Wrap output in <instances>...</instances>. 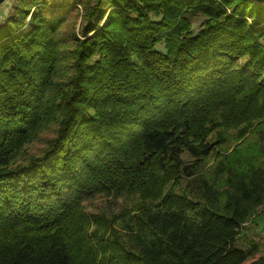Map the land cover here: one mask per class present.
<instances>
[{
	"label": "trees",
	"instance_id": "1",
	"mask_svg": "<svg viewBox=\"0 0 264 264\" xmlns=\"http://www.w3.org/2000/svg\"><path fill=\"white\" fill-rule=\"evenodd\" d=\"M13 14L0 264H264L236 244L264 204V3L16 0Z\"/></svg>",
	"mask_w": 264,
	"mask_h": 264
},
{
	"label": "rangeland",
	"instance_id": "2",
	"mask_svg": "<svg viewBox=\"0 0 264 264\" xmlns=\"http://www.w3.org/2000/svg\"><path fill=\"white\" fill-rule=\"evenodd\" d=\"M16 4V0H12L10 5L4 14V16L0 17V26L4 24V22L13 14V8ZM18 16V15H16ZM203 17L201 16H194L190 18L191 28L193 33H195L201 25ZM81 22V7H78V17L74 20V33L78 35V28ZM183 158L185 160H189L188 156L184 155ZM103 201H94L89 210L94 211L97 210L100 206L103 207ZM252 241L258 244L259 248L257 253L248 261H254L260 256H264V204L261 205L254 213L252 217H250L247 222L241 227L239 230L238 240L236 242L237 246L240 248L245 249L247 247L246 242Z\"/></svg>",
	"mask_w": 264,
	"mask_h": 264
},
{
	"label": "water",
	"instance_id": "3",
	"mask_svg": "<svg viewBox=\"0 0 264 264\" xmlns=\"http://www.w3.org/2000/svg\"><path fill=\"white\" fill-rule=\"evenodd\" d=\"M11 1L12 0H0V17L4 16ZM251 1L258 3V4L264 3V0H251Z\"/></svg>",
	"mask_w": 264,
	"mask_h": 264
}]
</instances>
